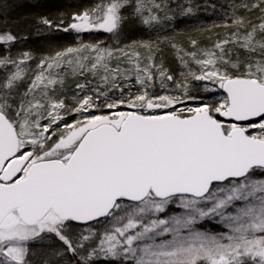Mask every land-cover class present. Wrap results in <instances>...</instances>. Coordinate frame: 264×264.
I'll return each mask as SVG.
<instances>
[{
  "label": "snow or ice",
  "instance_id": "1",
  "mask_svg": "<svg viewBox=\"0 0 264 264\" xmlns=\"http://www.w3.org/2000/svg\"><path fill=\"white\" fill-rule=\"evenodd\" d=\"M200 8L38 14L72 34L40 55L0 29V264H264V0L222 5L209 44L176 31Z\"/></svg>",
  "mask_w": 264,
  "mask_h": 264
},
{
  "label": "trees",
  "instance_id": "2",
  "mask_svg": "<svg viewBox=\"0 0 264 264\" xmlns=\"http://www.w3.org/2000/svg\"><path fill=\"white\" fill-rule=\"evenodd\" d=\"M15 2H19V9L16 10H1L0 13V27L10 28L14 32L19 31L21 35H26L28 37L27 40L21 42V48L23 49H31L37 55L39 54L41 49H49L51 46H60L69 44L72 42V34L65 33H52L49 35H35L34 29L29 27L34 22V17L38 14H50L56 13L58 11H63L67 8H76V7H84L89 5V0H29L25 2V0H13ZM21 2V3H20ZM193 2L197 5H200V11L194 17H186L183 22L177 25V32H192L195 29H200L203 33L200 39L205 43L209 44V37L215 35V31H223L222 29H216L213 32L204 31L205 28L211 26L213 23L220 24L222 23L221 11L222 5H226L229 0H193ZM216 5L215 13L212 11L210 7L205 9V5ZM22 11V15L20 12ZM27 17V20H23L20 22V30L16 24L18 18ZM30 18L33 19L30 22ZM105 34V33H104ZM171 35L172 32L169 31L166 33ZM102 36V35H100ZM88 40H102L98 38V36L94 34L86 35L84 37ZM135 38V37H134ZM15 50V49H14Z\"/></svg>",
  "mask_w": 264,
  "mask_h": 264
},
{
  "label": "rangeland",
  "instance_id": "3",
  "mask_svg": "<svg viewBox=\"0 0 264 264\" xmlns=\"http://www.w3.org/2000/svg\"><path fill=\"white\" fill-rule=\"evenodd\" d=\"M27 1H29V0H25V2H27ZM94 2V0H89V4H91V3H93ZM21 3V2H20ZM4 4H6V5H8V7L6 8V9H4V8H0V11L1 10H11V11H13V10H16V9H19L18 7H19V2H15V1H13V0H0V5H4ZM20 15H22V11L20 12ZM185 18H180V19H178L177 21H176V24L177 25H179L181 22H183V20H184ZM30 20V22H32L33 21V19L32 18H30L29 19ZM18 21H20V22H22V18H18ZM20 27V26H19ZM17 28V30L19 29H21V28ZM106 34V33H105ZM107 35V34H106ZM109 40V38L108 39H103L102 41H106V42H109L108 41ZM110 43H111V40H110ZM21 46H23V45H21V43L20 44H18L17 45V48H21Z\"/></svg>",
  "mask_w": 264,
  "mask_h": 264
},
{
  "label": "bare ground",
  "instance_id": "4",
  "mask_svg": "<svg viewBox=\"0 0 264 264\" xmlns=\"http://www.w3.org/2000/svg\"><path fill=\"white\" fill-rule=\"evenodd\" d=\"M2 28H4V27H0V29H2ZM93 34L96 35V36H98V38H101L102 40H103V39L106 40V39L109 38V40H108L109 42H108V43H110V37H109V34L106 33V34H107V35H106V34H104L103 32L93 33ZM100 35H102V36H100ZM60 46H61V45H60ZM31 49H32V48H31ZM31 49H30V50H31ZM48 51H49V49H45V48H44V49H41L38 55H40V54H42V53H47Z\"/></svg>",
  "mask_w": 264,
  "mask_h": 264
}]
</instances>
